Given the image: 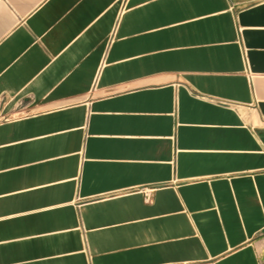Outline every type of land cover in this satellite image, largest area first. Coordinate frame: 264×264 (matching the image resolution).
Wrapping results in <instances>:
<instances>
[{"label": "crops", "instance_id": "crops-1", "mask_svg": "<svg viewBox=\"0 0 264 264\" xmlns=\"http://www.w3.org/2000/svg\"><path fill=\"white\" fill-rule=\"evenodd\" d=\"M0 264H264V0H0Z\"/></svg>", "mask_w": 264, "mask_h": 264}]
</instances>
